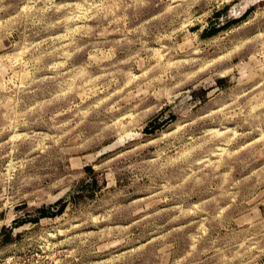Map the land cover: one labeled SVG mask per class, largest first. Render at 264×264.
Here are the masks:
<instances>
[{
  "label": "clouds",
  "instance_id": "clouds-1",
  "mask_svg": "<svg viewBox=\"0 0 264 264\" xmlns=\"http://www.w3.org/2000/svg\"><path fill=\"white\" fill-rule=\"evenodd\" d=\"M117 261L264 264V0H0V264Z\"/></svg>",
  "mask_w": 264,
  "mask_h": 264
},
{
  "label": "rangeland",
  "instance_id": "rangeland-1",
  "mask_svg": "<svg viewBox=\"0 0 264 264\" xmlns=\"http://www.w3.org/2000/svg\"><path fill=\"white\" fill-rule=\"evenodd\" d=\"M145 195L146 194H141V197L144 198ZM166 206H167V204H161V205H157L155 207L163 208V207H166ZM134 246L138 247L139 243H136L135 245L129 244V245H126V246H120V245L116 246L117 249H119L121 247L125 248V251L118 252V255L125 256L126 252L127 253L133 252ZM109 251H116V249H109ZM116 264H125V261H117Z\"/></svg>",
  "mask_w": 264,
  "mask_h": 264
}]
</instances>
